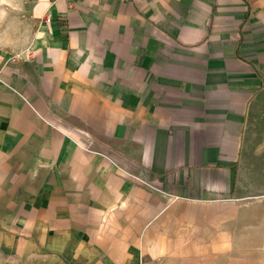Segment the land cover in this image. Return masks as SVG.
I'll use <instances>...</instances> for the list:
<instances>
[{"label": "crops", "instance_id": "1", "mask_svg": "<svg viewBox=\"0 0 264 264\" xmlns=\"http://www.w3.org/2000/svg\"><path fill=\"white\" fill-rule=\"evenodd\" d=\"M31 1L0 264H264V0Z\"/></svg>", "mask_w": 264, "mask_h": 264}, {"label": "rangeland", "instance_id": "2", "mask_svg": "<svg viewBox=\"0 0 264 264\" xmlns=\"http://www.w3.org/2000/svg\"><path fill=\"white\" fill-rule=\"evenodd\" d=\"M31 0H0V43L21 51L31 37Z\"/></svg>", "mask_w": 264, "mask_h": 264}, {"label": "built area", "instance_id": "3", "mask_svg": "<svg viewBox=\"0 0 264 264\" xmlns=\"http://www.w3.org/2000/svg\"><path fill=\"white\" fill-rule=\"evenodd\" d=\"M140 264H143V263H140Z\"/></svg>", "mask_w": 264, "mask_h": 264}]
</instances>
